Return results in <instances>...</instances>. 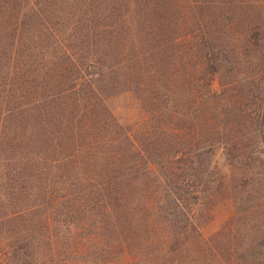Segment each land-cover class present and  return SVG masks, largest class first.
Here are the masks:
<instances>
[{
	"label": "trees",
	"instance_id": "1",
	"mask_svg": "<svg viewBox=\"0 0 264 264\" xmlns=\"http://www.w3.org/2000/svg\"><path fill=\"white\" fill-rule=\"evenodd\" d=\"M98 1L76 55L48 66L0 55V226L14 227L4 263L36 264L39 243L69 244L74 231L100 232L107 264L216 258L202 232L217 209L264 257L258 32L246 20L250 60L221 0H108L133 4L131 32L105 24ZM19 90L25 104L11 109ZM114 97L135 99L142 121L122 124Z\"/></svg>",
	"mask_w": 264,
	"mask_h": 264
},
{
	"label": "rangeland",
	"instance_id": "2",
	"mask_svg": "<svg viewBox=\"0 0 264 264\" xmlns=\"http://www.w3.org/2000/svg\"><path fill=\"white\" fill-rule=\"evenodd\" d=\"M100 1L105 3L104 0ZM221 1L226 4L225 8L231 9L236 23L238 22L235 35L237 40L242 36V40H239L238 52L244 54L242 44L244 31L248 26L245 25L246 20L250 22L251 29L258 32L257 35L260 38L257 45L258 51L264 52V0ZM229 2L232 5L229 6ZM94 4L95 0H0V55L6 58L17 56L19 60L24 56L45 55V66H48V58L51 62L53 61V65H56V57L61 54V50H70L76 55L79 37L82 33L85 34L84 29L88 24L87 19L92 14L91 10L95 7ZM106 4L109 7L106 11L105 24L110 26L122 22L123 28L129 25L131 32L135 26L136 10L133 4L129 7L119 6L115 1L108 0ZM245 8H247L249 19L242 17L246 11ZM88 26L90 27V24ZM258 37L256 38L259 40ZM133 44L132 47L131 43L130 53L138 48L137 44ZM246 51L245 57L251 60L254 55L250 54H255V52L251 49ZM125 52L128 53L126 49ZM6 62L4 61L3 64ZM240 68L242 69L243 66ZM261 68H264V65ZM49 75L51 76V73ZM15 93L17 98L9 104L11 109H15L16 103L19 106L25 104V96L24 98L18 97L22 96L23 92L19 90ZM122 97H114L110 102V106L118 110L117 115L122 124L132 125L141 122L143 113L142 110L139 111L138 102L133 98ZM2 98L0 99V112L4 108V98ZM231 219V215L225 209L216 210L211 223L209 222L204 227L202 235L204 240L217 252V257L204 255L196 263L192 261V264H264L262 255L252 253L256 242L251 243L247 236L242 239L238 233L241 227L235 225ZM13 228L9 231L8 226H0V262L4 263L7 260L9 238L14 231ZM231 233L235 235L233 240ZM69 235V244L64 243L63 239H57V242L51 246L39 243L40 246L35 251L38 254L36 264H107L108 246L101 239L100 232L74 231ZM198 239L196 238L193 243H196ZM188 261H191L190 258Z\"/></svg>",
	"mask_w": 264,
	"mask_h": 264
}]
</instances>
